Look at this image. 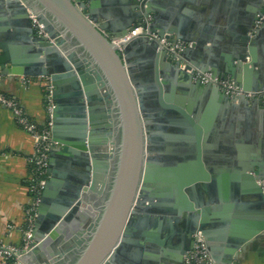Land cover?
<instances>
[{
	"label": "water",
	"instance_id": "1",
	"mask_svg": "<svg viewBox=\"0 0 264 264\" xmlns=\"http://www.w3.org/2000/svg\"><path fill=\"white\" fill-rule=\"evenodd\" d=\"M154 1L120 0L117 20L111 25L100 22L97 0H0V22L7 23L0 28V79L49 77L55 102L48 179L32 241L23 254L11 250L25 264H184L198 231L205 236L214 264H237L241 250L264 235V157L234 164L237 188L249 200L253 214L234 219L230 230L227 209L231 206L224 205V215L218 211L221 192L215 178L191 173L187 157L180 164L177 188L173 189V179L158 181L150 119L158 109L173 112L159 96L164 83L161 77L177 75L186 84L204 86L219 92L225 101L232 98L243 106L264 105V100L229 96L216 85L194 80L148 37L122 43L120 50L110 36L125 35L152 16ZM260 3L263 9L257 16L246 17L223 61L213 59L204 39L177 19H167L163 25L151 22L150 29L183 40V55L200 69L221 77L230 74L245 89H262L264 81L256 71L254 52L264 27V17L262 25L256 26L264 15V0ZM28 9L44 24L46 34L34 30ZM102 16L109 20L108 14ZM19 18L27 22L23 49L28 60L20 59L18 49L11 46L17 36L10 25ZM133 48L146 58L144 63H134ZM181 113V123L192 122L187 112ZM200 154L195 164L202 166ZM223 196L226 201V193ZM158 213L179 224L177 235L168 241L156 231L142 229V218L154 221ZM140 235L143 242L135 240L137 244L151 250L146 261L141 252L128 255L126 251L130 238Z\"/></svg>",
	"mask_w": 264,
	"mask_h": 264
},
{
	"label": "crops",
	"instance_id": "2",
	"mask_svg": "<svg viewBox=\"0 0 264 264\" xmlns=\"http://www.w3.org/2000/svg\"><path fill=\"white\" fill-rule=\"evenodd\" d=\"M119 1L97 0L100 22H110L111 25L115 23L117 8L121 5ZM262 9L260 0H155L152 22H156L154 25H163V21L167 19L179 20L185 25L183 27L204 39V46L208 48L207 51H210L213 59L223 61L230 49L231 39L240 33L246 17L250 14L257 16ZM105 13L109 16L107 21L102 16ZM21 20L23 19L19 18L10 25V30L16 32L17 36L11 41V46L18 49L20 59L28 60L29 56L25 53L27 51L23 49L27 45V22ZM0 24V28H4L7 23L1 21ZM34 30L36 31L35 27ZM1 31L2 29L0 33ZM192 43L194 41L189 42ZM254 52L258 58L256 71L264 81V27L256 40ZM185 57L194 63L189 57ZM131 58L134 63L146 61L137 48L132 49ZM145 69L140 67L141 72ZM23 76L29 77V80H22ZM225 77L231 75L227 74ZM0 80V92L15 98L28 116L40 126H45V94L48 85L46 78L15 75ZM160 80L164 83L159 96L167 106L173 108V112L170 114L167 110L158 109L155 117L150 119V124L154 127L152 131L155 133L156 148L153 155L157 159L158 181L165 183L173 179V189L177 188L175 184L179 182L182 174L180 164L187 157L192 163L191 173H206L211 179L215 178L217 189L221 192L217 202L218 211L224 215V205L231 206L227 209L231 216L230 230L234 219L249 218L253 214L249 200L237 188L234 164L238 160H258L264 157V105L243 106L232 98L225 101L219 92H212L204 86L186 84L177 75H165ZM262 89L256 87L248 90ZM181 110L189 114L192 122H180L183 118ZM35 145L34 138L17 123L14 113L0 105V264H8L10 259L2 250L11 251V248H20L24 244L28 210L32 205L31 159ZM198 151L201 153L199 158L202 166L195 164ZM224 193L227 195L226 201ZM157 203L161 202L157 200ZM154 215V221L142 218V229L156 231L164 241L174 238L179 231L177 221L161 213ZM135 240L143 242L141 235L132 236L127 244L128 255H136L139 251L146 261V253L151 250L146 245L137 244ZM169 246L173 245L169 243ZM237 264H264V235L257 237L241 250Z\"/></svg>",
	"mask_w": 264,
	"mask_h": 264
},
{
	"label": "built area",
	"instance_id": "3",
	"mask_svg": "<svg viewBox=\"0 0 264 264\" xmlns=\"http://www.w3.org/2000/svg\"><path fill=\"white\" fill-rule=\"evenodd\" d=\"M28 10L36 31L40 34H46L44 24L38 19V16L31 9ZM263 17L264 15H260L259 19L256 21V26L261 24ZM151 22L152 16L149 15L144 18L142 23L136 25L134 29L129 30L125 35H112L110 36V40L114 44L118 45L120 50H123L122 43L128 42L138 36L148 37L150 40L158 42L160 47L168 53L174 62L179 64L181 69L186 70L193 75L194 80L200 81L203 84L216 85L229 96L244 97L248 100H264V89H245L242 85L237 84L231 77L213 75L212 72L204 71L198 66L192 64L183 55L185 42L182 40H175L167 34L161 35L158 31L151 30ZM44 78H46L48 83L45 94L47 114V123L45 126H40L34 119L28 116L15 98L9 97L0 92V105L9 108L14 113L17 123L31 134L36 143L34 156L31 159L33 164V177L30 183L32 205L28 210L27 226L24 231V244L20 248H11L13 252L19 250L22 254L29 250V244L32 241V229L37 216V209L41 202L42 192L48 179L51 128L53 124L52 118L55 102L52 97L53 86L50 82V78L46 76H44ZM22 80L28 81L29 77L23 76ZM262 183H264V181H262ZM2 251L5 254H8L9 258H14V261L8 264H25L17 256H14L10 250L5 249ZM184 264H214L213 258L206 244L205 236L201 231L194 234V245L185 257Z\"/></svg>",
	"mask_w": 264,
	"mask_h": 264
},
{
	"label": "trees",
	"instance_id": "4",
	"mask_svg": "<svg viewBox=\"0 0 264 264\" xmlns=\"http://www.w3.org/2000/svg\"><path fill=\"white\" fill-rule=\"evenodd\" d=\"M13 261H14V258L11 257V258L9 259V263H11V262H13Z\"/></svg>",
	"mask_w": 264,
	"mask_h": 264
},
{
	"label": "flooded vegetation",
	"instance_id": "5",
	"mask_svg": "<svg viewBox=\"0 0 264 264\" xmlns=\"http://www.w3.org/2000/svg\"><path fill=\"white\" fill-rule=\"evenodd\" d=\"M63 264V263H62Z\"/></svg>",
	"mask_w": 264,
	"mask_h": 264
}]
</instances>
